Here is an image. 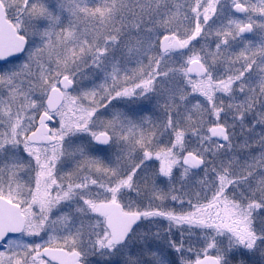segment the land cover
Segmentation results:
<instances>
[{
  "label": "snow or ice",
  "instance_id": "6c2138e0",
  "mask_svg": "<svg viewBox=\"0 0 264 264\" xmlns=\"http://www.w3.org/2000/svg\"><path fill=\"white\" fill-rule=\"evenodd\" d=\"M0 264H264V0H0Z\"/></svg>",
  "mask_w": 264,
  "mask_h": 264
}]
</instances>
